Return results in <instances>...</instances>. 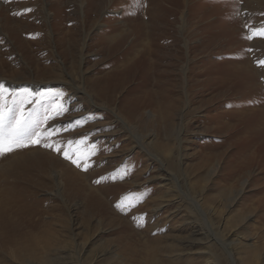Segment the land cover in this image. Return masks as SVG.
<instances>
[{"label":"rangeland","instance_id":"rangeland-1","mask_svg":"<svg viewBox=\"0 0 264 264\" xmlns=\"http://www.w3.org/2000/svg\"><path fill=\"white\" fill-rule=\"evenodd\" d=\"M139 1L0 0V86L7 90L9 119L22 112L31 131L62 104L68 111L46 126L71 130L55 139H83L73 151L95 149L87 171L39 145L0 156V184L6 181L14 209L48 222L54 232L32 260L264 264V124L258 116L264 115V76L259 90L248 86L242 99L235 88L250 76L233 72L242 54L259 50L264 60V38L244 39L245 24L264 23V0ZM24 9L31 11L14 15ZM143 18L153 32L151 58L163 73L164 84L151 93L161 90L163 101L164 95L180 97L171 120L137 91L148 62L146 52L128 48L137 35L126 32ZM113 24L122 46L107 57L101 41ZM126 49L132 51L127 63L114 68L106 62ZM245 61L264 70L258 59ZM253 100L262 105L253 108ZM129 203L136 206L117 207ZM29 259L8 256L5 264Z\"/></svg>","mask_w":264,"mask_h":264},{"label":"bare ground","instance_id":"bare-ground-1","mask_svg":"<svg viewBox=\"0 0 264 264\" xmlns=\"http://www.w3.org/2000/svg\"><path fill=\"white\" fill-rule=\"evenodd\" d=\"M100 1V5H103L106 0H99ZM139 1V0H138ZM147 1L149 0H142V4H147ZM153 1V0H152ZM157 1V0H156ZM140 2V1H139ZM29 7V6H28ZM135 7V6H134ZM158 7V6H157ZM31 8V7H30ZM36 8V7H35ZM153 8V7H152ZM156 8V7H155ZM150 9V8H149ZM148 9V10H149ZM2 10V8H1ZM147 10V11H148ZM17 11V10H16ZM158 11V10H157ZM5 12V11H4ZM165 13V12H164ZM180 13V12H179ZM139 14V13H138ZM3 15V14H2ZM160 15V13H159ZM9 16V15H8ZM12 16V15H11ZM16 18V16H14ZM143 17V16H142ZM6 18V17H5ZM246 18L247 17H243ZM4 19V18H3ZM134 20H138V18L134 17ZM164 20V19H162ZM168 20V19H167ZM176 20V19H175ZM174 20V21H175ZM258 20V19H257ZM169 21V20H168ZM244 21V20H243ZM10 22V21H9ZM158 22V21H157ZM167 22V21H166ZM176 22V21H175ZM248 22V21H247ZM256 23V22H255ZM259 23V21H258ZM20 24V23H19ZM149 24L151 25V23L148 22L147 18H143L141 19V22L139 20L138 23H136V26H134V29H130L128 30L129 33L126 37L132 35V33L134 32L137 35V39L132 41V44H130V46L128 47L129 49H131L132 51L135 50H139L138 55L141 54V52H146L145 53V58L147 60L148 63H146V71H147V76L146 79L144 78V82H142V84L138 87L137 91L138 93H144L145 97L148 98L150 100V102L153 104V106H157L159 109H161V113L164 114V117L166 120H171L170 118L178 111L179 106V99H175L173 98L172 101H168L167 100V96L164 95L163 99L164 101L161 99V90L157 89V91H155L154 93H151L153 90V88H155L157 85L159 86L158 88L161 89L160 84H162L163 80H162V74L158 71L160 69V64L155 61L154 57L151 58V55L155 52L154 51V44L152 40V35L153 32L150 31L149 28ZM165 24V23H164ZM21 25V24H20ZM233 25V24H232ZM155 26V25H154ZM21 27V26H20ZM152 27V26H151ZM209 27V26H208ZM229 27V26H228ZM236 27V26H235ZM240 28V27H239ZM238 28V29H239ZM118 29V26L116 27V24L112 25V30L106 34L105 37H103L101 44L104 45V47L107 48L106 56L108 57L110 54L114 55L115 53H117L119 51V46L121 45L120 43H115V39L116 37L119 35V33H116V30ZM214 29V28H213ZM246 29V28H245ZM153 30V29H152ZM162 30V29H161ZM165 30V29H164ZM169 30V29H167ZM166 30V31H167ZM212 30V29H211ZM244 30V29H243ZM245 31V30H244ZM247 31V30H246ZM30 32V31H29ZM171 32V31H170ZM172 33V32H171ZM23 34V33H22ZM25 35V33H24ZM173 35V34H172ZM162 36V35H160ZM164 36V35H163ZM162 36V37H163ZM170 36V35H169ZM126 37L124 38V36L122 38L126 39ZM225 37V36H224ZM221 38V37H220ZM243 38V37H242ZM154 39V38H153ZM158 39V38H157ZM166 39V38H164ZM163 39V40H164ZM215 39V37L213 38ZM212 39V40H213ZM150 40V42H149ZM238 40V39H237ZM159 41V40H158ZM211 41V40H210ZM253 41V40H252ZM204 42V41H203ZM242 42V41H241ZM115 43V44H113ZM255 43V42H253ZM17 44V43H16ZM120 44V45H119ZM261 44V43H260ZM263 44V43H262ZM112 45V46H111ZM119 45V46H118ZM132 45V46H131ZM256 45V44H255ZM264 45V44H263ZM19 46V45H18ZM26 46V44H25ZM122 46V45H121ZM138 46H142L141 49H138ZM164 46V45H163ZM206 46V45H205ZM17 47V46H16ZM110 47V48H109ZM162 47V46H161ZM159 46V48H161ZM209 47V46H208ZM223 47V46H222ZM18 49V47H17ZM111 49V50H110ZM229 49V48H227ZM258 49V48H257ZM20 50V49H18ZM74 50V49H73ZM223 50V49H222ZM221 50V51H222ZM132 51L130 50H125L123 52V55L121 56V58H118L117 55L113 56L112 58H107L106 62H110L112 61L113 64L110 65H114V68L117 66H119V62H126L128 61V59L130 58V56L132 55ZM161 51V50H160ZM159 51V52H160ZM166 51V50H165ZM194 51V50H193ZM158 52V51H157ZM156 52V53H157ZM192 52V51H191ZM209 52V51H208ZM220 52V51H219ZM75 53V52H74ZM110 53V54H109ZM136 53V54H137ZM169 53V52H167ZM172 53V52H171ZM217 53V52H216ZM222 53V52H220ZM225 53V52H224ZM247 53V52H246ZM170 54V53H169ZM209 54V53H208ZM141 56V55H140ZM157 56V55H156ZM68 57V56H66ZM174 57V56H173ZM141 58V57H140ZM143 58V56H142ZM176 58V57H175ZM232 58V57H231ZM252 62L255 59H258L259 61L262 60L261 57V51L259 50H255V52H252L250 54H245L236 59V61L238 60V62H235L234 64L232 62L231 65H234L233 72L237 73L236 75L238 76H242V74H246L250 76V80L246 82L242 79L240 80L239 83H241V85H239L238 87L235 88L236 92L240 93L238 96L239 98L244 97V95H246L245 93L247 92L246 89H248L249 87L253 88L255 91L259 90L257 88L256 85H259V87L262 86V77L264 76V70H262L261 67L259 68H254L253 65L251 66H247L249 63L246 62L245 60L247 59ZM205 60V59H204ZM241 60V61H240ZM34 61V60H33ZM159 61V59H158ZM179 61V60H178ZM226 61V60H225ZM207 62V61H206ZM127 63V62H126ZM204 63V62H203ZM253 63V62H252ZM163 64V63H162ZM224 64V63H223ZM247 64V65H246ZM109 65V64H108ZM222 65V64H221ZM223 66V65H222ZM230 66V65H229ZM122 67V66H121ZM165 67V66H164ZM151 68H152V72H151ZM227 68V67H226ZM171 70V69H170ZM229 70V69H227ZM145 71V70H144ZM237 71V72H235ZM164 72V71H163ZM240 72H246V73H242L240 74ZM140 73V72H139ZM145 73V72H144ZM193 73V72H192ZM190 73V74H192ZM233 73V74H234ZM136 74V73H135ZM210 74V73H209ZM222 74V73H221ZM240 74V75H239ZM130 75V74H129ZM127 76V75H126ZM197 76V75H195ZM211 76V75H210ZM208 76V78L210 77ZM215 76V75H214ZM232 79L233 76L230 75ZM221 77V76H220ZM247 77V76H246ZM213 78V77H212ZM217 79V78H216ZM246 79V78H245ZM264 79V78H263ZM128 80V79H127ZM194 80V79H193ZM212 80V79H211ZM142 81V80H141ZM192 81V80H191ZM129 82V81H128ZM221 82V81H220ZM223 82V81H222ZM221 82V83H222ZM231 83V82H230ZM110 84V83H109ZM139 84V83H138ZM164 84V83H163ZM214 83H212L210 86L213 87ZM227 85V84H225ZM222 85V86H225ZM232 85V83H231ZM107 86V85H106ZM207 86V85H206ZM249 86V87H248ZM111 87V86H110ZM190 87V86H189ZM228 89H232L233 86L229 87L227 85ZM108 88V87H107ZM107 88H105L107 90ZM210 88V87H209ZM218 87H214V89ZM220 88V87H219ZM144 89V90H143ZM103 90V89H102ZM114 90V89H113ZM206 90V89H204ZM226 90V89H225ZM246 90V92H245ZM168 91V90H167ZM215 91V90H214ZM233 91V90H232ZM107 92V91H106ZM102 93V92H101ZM165 93V92H164ZM203 93V92H202ZM222 93V92H221ZM233 93V92H232ZM242 93V94H241ZM194 94V93H193ZM204 94V93H203ZM223 94V93H222ZM100 95V94H99ZM104 96V95H103ZM144 96V95H143ZM224 96V95H223ZM247 96V95H246ZM135 97V96H134ZM228 97V96H227ZM222 98V97H221ZM226 98V97H225ZM213 99V98H212ZM215 99V98H214ZM219 99V97H218ZM216 100V99H215ZM264 100V99H263ZM214 101V100H213ZM208 103V102H207ZM210 103V102H209ZM151 104V105H152ZM177 104V105H176ZM150 105V106H151ZM250 105V104H249ZM253 108L257 107L259 105H262L260 103V100H253L252 102ZM152 106V107H153ZM264 106V104H263ZM244 107V106H243ZM262 107V106H261ZM156 108V109H158ZM246 110V108H244ZM251 109V108H250ZM262 109V108H261ZM175 110V111H173ZM243 111V108L241 109ZM124 111V110H123ZM259 111V110H258ZM261 111V110H260ZM137 113V112H136ZM262 113V111L260 112ZM159 114V113H158ZM237 114V113H236ZM240 114V113H239ZM182 115V114H181ZM163 116V115H162ZM259 116V123L264 124V115L262 116L261 114L258 115ZM163 118V117H162ZM199 120V119H198ZM183 122V121H182ZM223 122V121H222ZM257 122V124H258ZM180 125V124H179ZM171 122L169 123V127L168 129L171 130ZM258 126V125H257ZM264 126V125H262ZM254 127V126H253ZM166 130V129H165ZM250 130V129H249ZM260 131V130H259ZM172 132L173 131L172 129ZM171 132V134H172ZM170 134V133H168ZM167 135V134H166ZM174 135V134H172ZM264 137V136H263ZM228 139V138H227ZM226 139V140H227ZM259 139V138H258ZM175 140V139H174ZM256 140V139H255ZM170 142V141H168ZM257 142V141H256ZM159 144V143H158ZM163 146V145H162ZM169 147V146H168ZM252 147V146H251ZM264 147V146H263ZM256 156V155H255ZM48 162V161H47ZM52 162V161H51ZM46 163V162H45ZM49 164V163H48ZM58 164V163H57ZM256 164V163H255ZM40 165V164H39ZM49 166V165H48ZM38 168V167H37ZM44 168V167H43ZM42 168V169H43ZM103 168V167H102ZM40 169V168H39ZM40 171V170H39ZM69 171V170H68ZM67 171V172H68ZM241 171V170H240ZM258 171V170H257ZM48 172V171H46ZM98 172V171H97ZM239 172V171H238ZM69 173V172H68ZM75 173V172H74ZM240 173V172H239ZM213 174V173H212ZM73 176V175H71ZM76 178V177H75ZM230 178V177H229ZM226 179V178H225ZM4 180V179H3ZM96 181V180H95ZM6 181H3L2 184H0V264H5V258L6 257H12V259L16 262H24L26 261V257H29V263L30 264H34L35 261L32 260L33 256L37 255L38 250L41 248H47L46 245L50 244L49 242L54 238V232L51 230L50 225L48 222H42V221H34L33 220V215L32 214H24V211L18 209H14L16 204L15 199L12 198V196L10 195L9 192V187L7 188ZM16 182V181H15ZM31 184V183H30ZM27 186L29 187V185L27 184ZM26 186V187H27ZM101 187V186H100ZM11 188V186H10ZM94 188V187H93ZM231 188V187H230ZM33 189V188H32ZM36 189V188H35ZM17 191V190H16ZM104 191V190H103ZM99 192V191H98ZM109 193V191H107ZM91 193V192H90ZM21 194V193H19ZM31 194V193H30ZM107 194V193H106ZM252 194V193H251ZM22 195V194H21ZM258 195V194H257ZM110 196V195H109ZM15 197V196H14ZM26 199V198H25ZM97 199V198H96ZM110 199V198H109ZM23 201V200H22ZM104 201V200H103ZM115 201V200H114ZM112 202V200H111ZM20 204V203H19ZM101 204V203H100ZM104 205V204H102ZM105 206V205H104ZM18 207V206H17ZM107 207V206H106ZM248 207V206H247ZM24 209V208H23ZM26 209V207H25ZM99 212V211H98ZM110 213V212H109ZM37 215V212H36ZM243 215V214H242ZM90 217V215H87ZM105 216V215H104ZM35 217V214H34ZM41 219V218H40ZM114 219V218H113ZM88 221V219H86ZM90 220V219H89ZM89 222V221H88ZM103 222V221H102ZM88 224V223H87ZM243 224V223H242ZM145 225V224H144ZM88 229V228H87ZM123 229V228H122ZM141 229V228H140ZM127 231V230H126ZM137 231V230H136ZM127 233V232H126ZM124 234V233H123ZM135 236V235H134ZM132 237V236H131ZM129 239V238H128ZM135 240V239H134ZM127 241V240H126ZM43 243V244H42ZM131 243V242H130ZM136 243V242H135ZM150 243V242H148ZM42 244V246H41ZM149 245V244H148ZM125 246V245H124ZM129 246V245H128ZM132 246V245H131ZM139 247V246H137ZM154 247V246H153ZM152 247V248H153ZM136 248V247H135ZM149 248V247H148ZM149 250V249H148ZM144 251V250H143ZM120 253V252H119ZM152 254V253H151ZM41 255V254H38ZM153 257V256H152ZM144 258V257H143ZM155 258V257H154ZM38 260V259H37ZM47 260V259H46ZM208 260V259H207ZM151 261V260H149ZM152 262V261H151ZM212 264V263H211Z\"/></svg>","mask_w":264,"mask_h":264},{"label":"snow or ice","instance_id":"snow-or-ice-1","mask_svg":"<svg viewBox=\"0 0 264 264\" xmlns=\"http://www.w3.org/2000/svg\"><path fill=\"white\" fill-rule=\"evenodd\" d=\"M136 2L138 3V0H136ZM29 11H31V9H24L22 12L14 13V15H22ZM244 27L248 30V34L244 37V39L251 41L254 38H264V23H261V25L256 28L249 24H245ZM249 51H251V49H249ZM258 64L264 65V60L258 61ZM6 92L7 90L4 89L3 86H0V156H4L7 153H11L24 147L39 145L62 154L64 159L70 160V162L76 167L81 168L84 171L88 170V168L91 166L88 161L90 156L94 154V146L93 150L88 153H81L79 150L73 151V145L84 144L83 139L80 141L69 140L64 144L55 139V137L59 136L62 132L71 130L69 126L66 125L63 128H49L46 126L48 121L54 120L56 117L62 116L68 111L65 106L60 104L57 106V108L50 109L49 113L44 116V118L35 126V128H33L31 131H27V117L22 112L19 119L14 117L9 119L7 113H11L12 109L7 103L5 95ZM23 103L24 101L20 102L21 107H23ZM78 125L79 121L74 122V126ZM115 178L116 177H113V179ZM119 178L123 179L124 177L120 176ZM99 182L100 180L96 181V183ZM139 202L140 200L138 198L137 203ZM135 206L136 205L132 203L127 205H117V207L121 208L122 211H124L125 208L130 209L131 207ZM138 226L143 225L138 224Z\"/></svg>","mask_w":264,"mask_h":264}]
</instances>
